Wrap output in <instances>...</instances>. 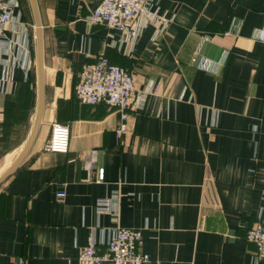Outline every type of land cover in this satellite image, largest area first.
Listing matches in <instances>:
<instances>
[{
  "label": "crops",
  "instance_id": "0c3cea01",
  "mask_svg": "<svg viewBox=\"0 0 264 264\" xmlns=\"http://www.w3.org/2000/svg\"><path fill=\"white\" fill-rule=\"evenodd\" d=\"M35 1L43 108L29 152L0 185V264H78L91 232L100 240L117 224L95 210L116 192L119 224L141 230L139 249L152 259L264 264L246 237L264 222V0H152L134 45L120 29L88 22L96 0ZM18 2L20 26L7 27L10 44L0 45V176L40 108L34 12L30 0ZM232 24L236 35H224ZM99 55L129 69L146 96L115 144L117 109L75 93ZM55 121L69 126L67 153L43 150ZM92 150V176L104 168V181L87 180Z\"/></svg>",
  "mask_w": 264,
  "mask_h": 264
},
{
  "label": "built area",
  "instance_id": "2783aa9c",
  "mask_svg": "<svg viewBox=\"0 0 264 264\" xmlns=\"http://www.w3.org/2000/svg\"><path fill=\"white\" fill-rule=\"evenodd\" d=\"M97 4L88 15L87 20L92 25L106 24L120 29L123 39L134 45L142 32V19L152 20V0H96ZM19 6L18 0H0V45L7 46L11 40L5 38L7 27L13 29L20 26L19 18L14 9ZM157 22L166 19L158 17ZM232 24L224 35H236ZM203 41L211 40L209 34L203 35ZM264 41V35L258 37ZM75 93L82 103L97 104L105 102L117 109L119 121L116 136L122 140L128 133V117L133 106L141 108L145 94H137L136 81L131 71L125 67L113 64L105 55H99L93 61L87 62L80 72V80L75 87ZM216 124V123H213ZM70 129L65 123H52L49 139L43 150L51 153H67L69 150ZM97 151L92 150L85 159L84 167L89 173L88 181L101 182L105 180L104 168L96 170L93 178L92 169L97 158ZM66 195L65 184H61L57 192V200L62 201ZM120 193L99 198L95 202L98 215L108 214L114 218L116 225L105 230L104 236L98 240L91 232L87 244L81 249L78 264H166L160 259H152L147 253L139 249L142 235L140 229L125 227L119 224ZM247 239L254 243V256L264 263V222L247 230ZM105 247L101 252L99 247Z\"/></svg>",
  "mask_w": 264,
  "mask_h": 264
},
{
  "label": "water",
  "instance_id": "95a60500",
  "mask_svg": "<svg viewBox=\"0 0 264 264\" xmlns=\"http://www.w3.org/2000/svg\"><path fill=\"white\" fill-rule=\"evenodd\" d=\"M32 9L34 12V17H35V27H36V38H37V53H38V73H39V80H40V108H39V113L38 117L36 119V123L34 125L33 131L31 133V136L26 143L22 153L18 157V159L13 163V165L7 170V172L0 176V185L15 171V169L20 165V163L24 160L26 157L27 153L29 152L35 137L37 135V132L39 130L40 126V120H41V112L43 108V95H44V82H43V47H42V36H41V21H40V16L37 8V4L35 0H30ZM112 139L113 143H116L117 136L116 132H113L112 134Z\"/></svg>",
  "mask_w": 264,
  "mask_h": 264
},
{
  "label": "trees",
  "instance_id": "16d2710c",
  "mask_svg": "<svg viewBox=\"0 0 264 264\" xmlns=\"http://www.w3.org/2000/svg\"><path fill=\"white\" fill-rule=\"evenodd\" d=\"M104 103H105V102H104ZM97 104H98V103H97ZM92 105H94V104H92ZM246 235H247V231H246ZM101 247H103V246H100L99 249H101Z\"/></svg>",
  "mask_w": 264,
  "mask_h": 264
},
{
  "label": "bare ground",
  "instance_id": "6f19581e",
  "mask_svg": "<svg viewBox=\"0 0 264 264\" xmlns=\"http://www.w3.org/2000/svg\"><path fill=\"white\" fill-rule=\"evenodd\" d=\"M6 172H7V171H6ZM6 172H5V173H6ZM5 173H4V174H5ZM4 174H3V175H4Z\"/></svg>",
  "mask_w": 264,
  "mask_h": 264
}]
</instances>
